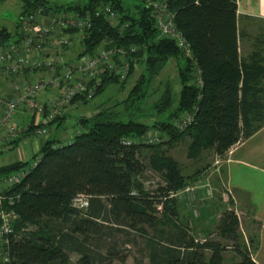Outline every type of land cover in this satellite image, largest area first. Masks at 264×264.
<instances>
[{
    "label": "trees",
    "instance_id": "1",
    "mask_svg": "<svg viewBox=\"0 0 264 264\" xmlns=\"http://www.w3.org/2000/svg\"><path fill=\"white\" fill-rule=\"evenodd\" d=\"M22 2L24 9L48 4L45 0ZM140 2L133 10L125 8L120 0H87L84 4L57 6L81 12L97 4H110L121 14V22L128 23L121 34L103 19L94 20L90 28L86 51L107 37L115 44L137 47L129 56L127 78L120 80L102 75L95 97L110 83L124 87L137 65L143 66V72L121 103L125 119L117 117L112 109L82 115L77 118L80 132L73 139L58 144L57 140L49 138L35 152L36 165L11 190L18 195L13 209L18 215L14 230L19 238L10 244L13 264H69L70 252L79 254L77 264H112L114 261L123 264L126 255L114 249V245L103 253H93L86 242L116 231L114 226H124L127 220L153 226L159 213L165 217L178 216L176 201L169 195L185 185L176 166L164 171V183L155 190L137 184L136 177L145 170L140 158L142 148L152 146L131 139L142 136L149 128H156L166 132L171 141L189 137L195 152L211 148L216 155L224 156L231 146L264 124V87L250 85L253 79L264 77V66L259 64L262 59H239L237 0H166L174 23L189 42L201 70L200 89L187 83L193 62L183 57L173 41L159 37L150 8L145 0ZM0 36L8 38L10 31L0 28ZM171 58L184 62L179 70L182 87L176 102L172 90L166 87L155 102V111L158 115L170 108L172 111L165 119L142 121L137 116L146 100L147 87ZM183 111L192 112L193 121L183 133H178L173 120ZM127 140L129 144L125 143ZM29 166L27 160L0 165V177ZM81 195L87 198L84 211L72 206V199ZM42 218L67 222L69 232L57 236L47 226L19 234L22 224ZM225 220V231L231 234L233 241L231 248L239 256L237 261L228 264H255L252 259L255 237L249 239L251 247L239 244L237 216L231 213ZM177 241L171 243L174 250H169L161 259L152 256L150 264H224L223 252L227 247L219 242L188 237L183 231ZM134 264L142 263L137 260Z\"/></svg>",
    "mask_w": 264,
    "mask_h": 264
},
{
    "label": "built area",
    "instance_id": "2",
    "mask_svg": "<svg viewBox=\"0 0 264 264\" xmlns=\"http://www.w3.org/2000/svg\"><path fill=\"white\" fill-rule=\"evenodd\" d=\"M145 5L151 10L159 37L173 41L193 62L197 74L189 84L200 89L201 70L166 0H145ZM97 19L118 29L119 34L128 26L110 4H97L81 12L49 3L35 4L19 15L8 38L0 36V155L15 151L16 161H26L27 151L19 145L47 137L73 107L93 100L102 75L127 78L129 56L137 47L118 45L107 37L92 50H85ZM181 118L179 128L184 129L193 121V113ZM79 132L80 128L74 130L73 136ZM36 163L37 159H32L29 167L0 177V264H13L10 244L19 238L14 230L18 215L13 209L18 195L11 190ZM84 204L87 206V201Z\"/></svg>",
    "mask_w": 264,
    "mask_h": 264
},
{
    "label": "rangeland",
    "instance_id": "3",
    "mask_svg": "<svg viewBox=\"0 0 264 264\" xmlns=\"http://www.w3.org/2000/svg\"><path fill=\"white\" fill-rule=\"evenodd\" d=\"M51 5L67 6L84 4L87 0H45ZM127 9H136L140 5V0H120ZM27 9V8H26ZM22 0H0V28L6 27L13 31L17 19L22 12ZM260 44L259 40H257ZM264 45V41L262 43ZM184 57V56H183ZM185 58V57H184ZM186 59V58H185ZM184 66L180 58H171L163 69L149 83L146 90V100L141 104V110L137 118L149 122L154 118L165 119L170 111L163 114H156L155 102L165 88L172 90L173 100H177L180 86L179 70ZM143 72V66L137 65L132 77L124 87H118L117 83H110L105 91L96 96L91 102L73 107L67 115L64 123L53 128L50 139L57 140L58 144L68 142L73 139L74 130L81 129L77 124V118L82 115H91L99 110L112 109L118 114L117 117L125 119L123 106L121 105L128 95L129 90L139 79ZM197 74L194 64L191 66V77ZM189 80V81H190ZM189 81L187 82L188 85ZM195 86V85H192ZM136 107V106H135ZM173 107L172 109H174ZM134 111L133 109L131 112ZM183 111L173 120V127L178 133H183L186 129H180L182 116L189 114ZM56 129H58L57 132ZM131 141L141 143L151 148H142L140 158L145 164V170L136 177L135 182L147 190H155L163 185V173L170 166H176L185 179V185L169 196L176 201L178 216L165 217L158 214V221L153 225L133 224L127 220L124 226H114L116 231L103 235L97 239H89L86 246L93 253H103L105 249L115 246L114 249L126 255L123 264H134L139 260L142 264H150L151 257L159 259L166 256L169 250H174V244L178 243V237L183 231L186 236L196 239H209L221 243L227 247L223 252L224 264L239 259V256L231 248L233 241L225 231V217L231 213L237 216L239 228L236 231L237 242L248 247L249 239L255 237L258 226L250 213V208L244 196L237 191L230 189L225 183L224 156L216 155L211 148H202L195 152L191 147V139L182 137L177 141H171L170 136L156 128H149L140 137H134ZM31 142L22 143L27 151V161H32L33 149ZM18 158L15 151H8L0 155V165H6L16 161ZM162 166V169L160 167ZM87 199L77 196L72 199V206L84 211V202ZM161 208V207H159ZM55 231L57 236L69 232L68 223L62 221L51 222L47 218H42L37 222H26L22 224L19 234L38 231L47 228ZM108 232V231H107ZM105 232V233H107ZM82 239V237H79ZM174 241H172V240ZM69 264H77L79 254L70 252ZM112 264H121L114 261Z\"/></svg>",
    "mask_w": 264,
    "mask_h": 264
},
{
    "label": "crops",
    "instance_id": "4",
    "mask_svg": "<svg viewBox=\"0 0 264 264\" xmlns=\"http://www.w3.org/2000/svg\"><path fill=\"white\" fill-rule=\"evenodd\" d=\"M236 17L239 59H262L259 64L264 66V0H237ZM250 85L264 87V77L253 79ZM49 138L48 135L32 141L33 152ZM224 166L225 183L244 196L253 219L259 222L252 259L255 264H264V124L228 149Z\"/></svg>",
    "mask_w": 264,
    "mask_h": 264
}]
</instances>
